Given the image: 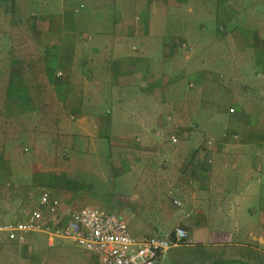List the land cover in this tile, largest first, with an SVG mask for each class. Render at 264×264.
I'll return each mask as SVG.
<instances>
[{"label":"crops","instance_id":"0c3cea01","mask_svg":"<svg viewBox=\"0 0 264 264\" xmlns=\"http://www.w3.org/2000/svg\"><path fill=\"white\" fill-rule=\"evenodd\" d=\"M257 1L258 26L249 29L244 8L224 10L235 0H0L1 217L26 218L44 186L58 206L52 227L96 205L136 236L184 225L190 247H213L211 258L173 264H264ZM195 19L202 33L183 36ZM11 104L33 146L13 138ZM107 166L117 197L98 191ZM85 167L101 179L79 181ZM68 240L47 231L23 243L0 235V264H68ZM164 257L156 264H168Z\"/></svg>","mask_w":264,"mask_h":264},{"label":"built area","instance_id":"2783aa9c","mask_svg":"<svg viewBox=\"0 0 264 264\" xmlns=\"http://www.w3.org/2000/svg\"><path fill=\"white\" fill-rule=\"evenodd\" d=\"M191 49V47H189ZM181 206L180 201H176ZM58 206L41 187L39 204L25 218L4 220L0 215V235L23 243L33 231H47L71 239L80 249L94 255L95 264H156L174 246L190 243V232L176 225L167 234L134 235L120 216L96 205L76 208L63 225L52 227L49 219Z\"/></svg>","mask_w":264,"mask_h":264},{"label":"rangeland","instance_id":"374dc122","mask_svg":"<svg viewBox=\"0 0 264 264\" xmlns=\"http://www.w3.org/2000/svg\"><path fill=\"white\" fill-rule=\"evenodd\" d=\"M251 2H254V4H250L251 6H249V8L247 9V7H243V5L241 4V0H235L233 5L231 6V8L229 6H227L224 10L226 13H228V15L235 14L236 12H238V14H241L242 8H244L245 15L246 16L249 15L250 20L252 19V17L255 20V17L257 18V13L259 12L260 8L258 7V1L257 0H251ZM171 19H173V17H171ZM250 22L251 23H246L245 27H248L249 29H254V28H256V26H258V21H255L252 23V20H251ZM200 25H202V23L200 22L199 19H195L194 24H193V20H188L184 24V26L182 27L181 33L185 37L197 36V35L202 33L200 31H198L200 29ZM192 44H193V42L188 44V46L191 47V49H193V46H191ZM0 106H1V103H0ZM10 108H11V113L13 114V116H11L10 118L17 116L15 118H13V122H11L12 119L10 121H7L8 123L12 124L11 127L14 130L13 138L14 139L19 138V141H24L27 145L33 146V144L30 143V141H32L31 135L29 136L27 133L23 132V130H25V129L23 128V125L21 124V119L19 118V115H18V114H20L18 105L11 104ZM48 120H52V122H54V118H52V119L49 118ZM51 127H53V125H51V123H47V125H45V128H46L45 131L47 134H52L53 141L55 142L56 140H58V138H56L54 136V131L52 130L53 128H51ZM55 135H57V134H55ZM3 138L5 139V135H3ZM1 140H2V137L0 135V141ZM48 142H50V141H47L46 143H48ZM186 152L188 153L189 151H186ZM112 169L113 168L111 166H107L104 168V171H102V173H103V175L101 174L103 176L102 181L104 179V176H108L107 178L108 179L111 178V180L108 182V185H106L107 182H105V184H104L101 181V183H100L101 187H99L98 191L101 194L105 193V194H109V196H111V197H117L119 195L118 189L115 187V184L117 182L116 181L117 176H116V174L112 173ZM110 172H111V174H109ZM98 175L99 174H96V173L93 174V171H91V168L85 167L79 171V178H80L79 181L86 182L85 184H88V181L91 180L93 177L101 179L100 176H98ZM81 178H82V180H81ZM12 184H14V183H12ZM173 228L170 229L167 233H170L173 230ZM190 246H194V245H192V243L190 242L189 244H183V245H180L177 247L176 246L172 247L164 255L165 257H164L163 261H167L168 264H173L174 259L175 260H179V259L182 260V259L186 258V262L188 261V263H190V262L195 261V258L199 257V253H201L200 255H202L205 258H211V251H212L213 247L203 248V249L201 247H198V249H199L198 250L197 248L193 249ZM68 249H69L67 252L68 256H69L67 258L68 264H86V262L90 263V260L86 256V254L83 251H81V249H79L77 246H75V244L71 240H68ZM205 252H209L210 256Z\"/></svg>","mask_w":264,"mask_h":264}]
</instances>
